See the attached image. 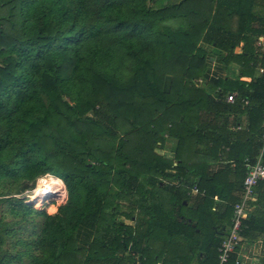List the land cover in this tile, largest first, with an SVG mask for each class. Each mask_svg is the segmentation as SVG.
Instances as JSON below:
<instances>
[{
  "label": "trees",
  "instance_id": "16d2710c",
  "mask_svg": "<svg viewBox=\"0 0 264 264\" xmlns=\"http://www.w3.org/2000/svg\"><path fill=\"white\" fill-rule=\"evenodd\" d=\"M262 34L264 0H0V207L16 220L0 215V251L15 242L26 264H219L231 223H213L215 188L232 215L245 159L254 163L261 148L264 165ZM202 42L238 66L235 78L197 83L212 55ZM171 64L184 76H168ZM226 92L248 122L230 145L200 118ZM166 136L176 164L156 153ZM224 142V167L208 172ZM46 174L63 181L61 202L67 193L54 213L13 196ZM188 175L200 199L191 205L168 185L185 186ZM25 222L35 238H15ZM253 226L263 229L264 216L250 213L242 237ZM12 255L0 252V264Z\"/></svg>",
  "mask_w": 264,
  "mask_h": 264
},
{
  "label": "crops",
  "instance_id": "0c3cea01",
  "mask_svg": "<svg viewBox=\"0 0 264 264\" xmlns=\"http://www.w3.org/2000/svg\"><path fill=\"white\" fill-rule=\"evenodd\" d=\"M203 44H208L206 42H202L201 45L206 49V47ZM212 47V46H211ZM208 50V49H207ZM212 50H217L219 54L221 51L218 48H213ZM211 51V50H208ZM235 52L240 51L239 47L234 49ZM212 53V51H211ZM169 65L170 63L167 62ZM207 64L209 67V74L206 77H201L197 80V83L201 87H205L207 84L208 79L217 78L218 76H230L229 73L232 75L238 74V66L235 63H228L224 65L222 63V60L212 55L207 58ZM173 65V64H171ZM178 66V65H177ZM176 66L173 65L172 70L168 72V76H181L183 77L184 74L176 71ZM228 67V68H227ZM171 69V68H170ZM233 75L231 77H233ZM233 77V78H235ZM169 78V77H168ZM217 91V90H216ZM228 93H234V92H226L224 94H214V98L216 101L219 99V101L222 102V104L218 107H216L214 110L211 109V111H201L200 112V118L202 119L201 124L204 121H207V123H210V127L213 128L217 133H220L221 137L224 138L225 141L229 142L227 143L230 145V143H233L235 139L234 134L236 132L241 131L242 129L247 128L248 122L247 117L245 114H239L236 113L233 108L231 102H227L225 100L226 95ZM235 94V93H234ZM230 104V107L228 106ZM211 128L209 131H211ZM226 142L221 144L222 147V155H219V159L215 161L214 163L210 164L207 168L208 172H216L224 167V163L226 161V153L228 151V146ZM175 145L176 140L170 136L165 137V141L162 146L158 147L156 149V153L159 155H162L163 157L173 160L174 164H176L174 153H175ZM224 149V150H223ZM262 149L260 148L258 152L257 159L261 157ZM231 174H230V180L237 182L240 181V177L237 179L235 171H234V162H231L229 165ZM183 184L185 186H193L197 183V177L194 175H188L185 179H183ZM185 182V183H184ZM194 183V184H192ZM169 187H176L175 190L181 195L187 199L189 205L194 201H199L200 199L197 198V193L188 194L185 186H181V183H177L176 181L168 182ZM180 188V189H178ZM185 188V189H184ZM221 193L220 187L215 188V194L213 196V204L211 206V218L213 219V223L216 225V227L220 230V228H228L231 221V210L229 209L230 204L232 206V201L227 202L219 198V195ZM240 196V190L235 189L233 193V199H236ZM197 198V199H196ZM237 199V200H238ZM255 207L252 208L249 212L250 213H257L258 217L260 215L264 216V191L260 193H255ZM186 202V201H185ZM195 202V201H194ZM259 203V206L256 208V204ZM248 214V215H249ZM248 217V216H247ZM126 223H132L129 220H126ZM221 234V233H220ZM218 234L217 232V236ZM160 263V262H158ZM157 264V263H156ZM191 264H199V259L195 258ZM227 264H264V227L263 229H260L258 227L253 226V231L250 233V235L246 238L242 237L241 240L236 247V250L234 251L232 258Z\"/></svg>",
  "mask_w": 264,
  "mask_h": 264
},
{
  "label": "built area",
  "instance_id": "2783aa9c",
  "mask_svg": "<svg viewBox=\"0 0 264 264\" xmlns=\"http://www.w3.org/2000/svg\"><path fill=\"white\" fill-rule=\"evenodd\" d=\"M256 45L259 47V49L264 51V34L257 37ZM257 70L260 73L263 71L262 68H258ZM235 99L234 93H228L225 98L227 102L231 103H233ZM242 101L244 103H248L247 100L243 99ZM262 140L264 141V131L262 133ZM245 161L247 170L243 179V189L239 199L233 205L231 225L218 248L219 264H225L228 261L230 254L236 250V247L241 240L242 223L247 218L250 210L255 207V186L259 182H264V165L261 162L260 157L254 163H250L247 158ZM56 178L60 179L58 177ZM186 190L188 194L199 192L196 185L187 187ZM54 203L58 206L57 201H54Z\"/></svg>",
  "mask_w": 264,
  "mask_h": 264
},
{
  "label": "rangeland",
  "instance_id": "374dc122",
  "mask_svg": "<svg viewBox=\"0 0 264 264\" xmlns=\"http://www.w3.org/2000/svg\"><path fill=\"white\" fill-rule=\"evenodd\" d=\"M170 24L172 26H176L177 24L175 22H170ZM206 49L213 51L214 53H218L217 50H212V47L210 44H203ZM260 73V72H259ZM230 76H232L229 73ZM47 175V174H46ZM46 175L40 176L38 177L34 182H30L28 184V188L18 194H14L13 196L18 197L20 199H22V201L28 205H32V207H34V209L37 210H43L46 211L48 213H54L57 210L61 209L62 206L65 204L66 199H67V193H66V198L64 202H61L62 199H57L55 200L54 198H57L60 194V192L57 193H46L43 194L41 197L36 198V199H31L30 196L33 195L32 193V189H34L37 184L38 181L42 179H46L47 177H45ZM54 177V176H53ZM32 190V191H31ZM49 199V200H48ZM52 199V200H50ZM31 200V201H30ZM33 200V201H32ZM54 201H57L58 206L54 203ZM63 203V205H62ZM0 209L2 210L0 215L3 217V221L6 222H12L15 223V218H13L12 216L8 215V213L5 211L6 209L4 208V205L2 207H0ZM52 209V210H51ZM125 208H121V210H123ZM37 218H35L36 221ZM30 223L29 222H25V223H21V224H16L14 225V232L16 233L15 238L19 237L20 239H30V238H35V235H29L28 233H26V230H23L22 228H20V226H24L25 228L30 227ZM37 231V229L35 230ZM2 249H1V253H4L8 256H10V254L12 253L13 255L10 257V264H26V263H30L29 262V257H26V255L24 256L23 254L21 256H17L20 255L22 252L24 253V251L26 250V248L24 247H19L18 245H15V242H11L9 243L8 241L5 243V245H1ZM32 254H30V256L33 255V257H37L40 256L39 251H37L35 249V247H32ZM30 251V250H29ZM28 252V251H26Z\"/></svg>",
  "mask_w": 264,
  "mask_h": 264
},
{
  "label": "bare ground",
  "instance_id": "6f19581e",
  "mask_svg": "<svg viewBox=\"0 0 264 264\" xmlns=\"http://www.w3.org/2000/svg\"><path fill=\"white\" fill-rule=\"evenodd\" d=\"M45 177H47V180L41 178V180L38 181L37 186L32 191L33 195H31L30 198L34 200L36 198L41 197L43 194H46V193H53L54 194V193L60 192V194L57 198L62 199L64 197V194H65L64 183L60 179H57L56 177H53L51 175H46Z\"/></svg>",
  "mask_w": 264,
  "mask_h": 264
}]
</instances>
